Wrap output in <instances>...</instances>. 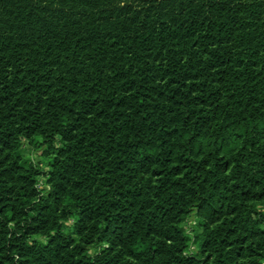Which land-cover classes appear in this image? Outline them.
I'll list each match as a JSON object with an SVG mask.
<instances>
[{
	"label": "trees",
	"instance_id": "16d2710c",
	"mask_svg": "<svg viewBox=\"0 0 264 264\" xmlns=\"http://www.w3.org/2000/svg\"><path fill=\"white\" fill-rule=\"evenodd\" d=\"M0 264H264V0H0Z\"/></svg>",
	"mask_w": 264,
	"mask_h": 264
},
{
	"label": "rangeland",
	"instance_id": "374dc122",
	"mask_svg": "<svg viewBox=\"0 0 264 264\" xmlns=\"http://www.w3.org/2000/svg\"><path fill=\"white\" fill-rule=\"evenodd\" d=\"M41 152H39V151H31L30 149H28V150H26V154H28L30 157H33V155H35V158L36 159H38L39 161H40V164H39V166H40V168H44V159H43V157L41 156V154H40ZM42 183V178H40L39 179V184H41ZM192 223H193V221H191L190 223H188V224H186V227H188L189 225H192ZM188 230H189V228H188Z\"/></svg>",
	"mask_w": 264,
	"mask_h": 264
}]
</instances>
